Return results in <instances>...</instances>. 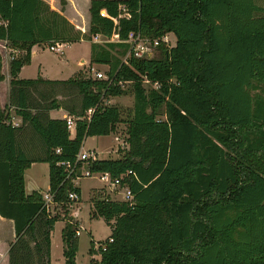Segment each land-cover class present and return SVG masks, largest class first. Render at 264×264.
Returning <instances> with one entry per match:
<instances>
[{
	"label": "trees",
	"instance_id": "1",
	"mask_svg": "<svg viewBox=\"0 0 264 264\" xmlns=\"http://www.w3.org/2000/svg\"><path fill=\"white\" fill-rule=\"evenodd\" d=\"M120 4L129 17L118 16ZM89 13L85 33L46 0H0V19L7 20L0 39L25 51L9 61L7 101L0 104V215L14 228L8 264H50L59 218L42 192L26 193L25 169L48 163V192L67 212L68 193L79 199L80 188L58 162L74 159L87 136L106 134L121 120L128 147L87 167L113 178L127 173L122 181L134 202L91 198L93 215L113 222L97 241L100 257L85 264H264V0H90ZM114 31L119 40L92 39ZM129 31L152 38L173 32L175 42L135 57ZM81 38L90 40V62L109 65L108 79L18 77L34 44ZM119 80L133 91L125 116L118 105H99L124 92ZM39 84L54 93L43 102L31 98ZM71 91L78 95L73 103L57 97ZM59 107L75 117L73 132L65 117L50 115ZM66 220L62 264H77L78 225Z\"/></svg>",
	"mask_w": 264,
	"mask_h": 264
},
{
	"label": "rangeland",
	"instance_id": "2",
	"mask_svg": "<svg viewBox=\"0 0 264 264\" xmlns=\"http://www.w3.org/2000/svg\"><path fill=\"white\" fill-rule=\"evenodd\" d=\"M260 3L263 4V2ZM76 27L79 28L78 26ZM88 27L89 26L85 27V33H88ZM169 39L171 43L175 42V34L173 32H169ZM32 49L35 52L33 54L31 52L30 61L22 65L19 70L20 78H35L44 74L49 79H65L79 75H91L92 71L90 70V65L104 72H107L109 68V65L105 63L90 62L89 39L68 41L65 43L62 53L49 49L47 43L35 44ZM125 56L126 55H120L122 59H124ZM4 71L8 72L6 67ZM130 83L131 82H124L122 84V87L124 88L123 93L110 95L105 99V101H108V104L118 105L122 109L124 116L127 110L133 105L134 98ZM61 88L62 86L58 85L55 87V90H60ZM64 91L66 92L65 89ZM42 94L44 96H42ZM53 94V91L49 90V85L47 84H39L38 89H31V98L33 100H39L40 102L50 98ZM57 97L61 99L63 103L70 104L77 100L78 95L71 91V94H67L66 96L59 94ZM55 109L57 110V112L53 110L55 113L61 114L62 112H65L68 114L67 110L63 107ZM13 111L12 108L11 112ZM12 121L19 123L20 119L18 116H14ZM126 125V121L121 120L115 125L113 130L111 129L106 134L87 136L83 141V148L95 149L99 158H117L121 156L125 148L128 147L126 141ZM82 164L83 167H87L85 161H83ZM30 168L34 176L38 179V184L42 185L44 188L48 163L44 161L33 162ZM72 179L74 184H77L80 188V198L74 201L71 205L68 204L69 208L67 212H65V207L61 204L52 202L49 206L51 213H57L59 215L51 232L50 264H62L64 261L62 228L67 223L66 219L68 218L75 221L79 229V233L76 235L78 242V248L75 254L76 263L85 264L91 257L99 258L100 254L98 252L97 241H102L110 235L113 220L107 222L102 216L93 215L91 198L109 197L111 199H117V197H121L122 194L121 192H118L120 187L109 186L99 177L98 173L81 175L79 178ZM6 220V218L0 219V249L4 247V244L6 243L5 241L10 234L14 233L13 229L10 231ZM72 227L74 228L76 226L74 225ZM91 239L96 243L94 250L89 251Z\"/></svg>",
	"mask_w": 264,
	"mask_h": 264
},
{
	"label": "built area",
	"instance_id": "3",
	"mask_svg": "<svg viewBox=\"0 0 264 264\" xmlns=\"http://www.w3.org/2000/svg\"><path fill=\"white\" fill-rule=\"evenodd\" d=\"M119 7L122 9V11L119 13L118 16H126L129 17V13L125 11L124 5H119ZM102 14H105L104 10H101ZM115 22H117V17L113 18ZM0 26L6 27L7 26V20L0 19ZM92 39L94 41H114L119 40V35L117 32H113L111 36H102L100 34H94L92 36ZM125 41L128 43V53H131L135 57H151L154 55L155 50L158 48V45L160 43H165L168 47L172 46L174 43H171L169 39V32H166L165 34L159 36V37H149L146 35H142L140 32H133L129 31L127 38ZM67 42L63 41H54L52 43L47 44L49 49L62 53L63 46ZM0 51L4 55L7 61L12 60L13 58L18 57L19 55H22L25 51L22 48L15 47L10 44V42L7 39H0ZM91 77L95 78H103L108 79V75L106 72L96 69L94 66L90 65ZM143 82L148 83L151 87L157 88L159 87L158 81H151L149 78H147L145 75L143 76ZM111 82V80H110ZM124 82H130L128 80H119L118 84L122 86ZM102 100L99 102V105H109L108 101H105L107 98H101ZM93 107H89L84 116L89 118V115L93 111ZM67 127L72 131L74 128V121L75 117L70 114H64ZM13 118V117H12ZM13 124H18L15 121H12ZM56 151H59V148H56ZM97 151L95 149H80L79 152L76 154L75 158L72 160H62L59 161L58 164L62 165L64 168L66 177L72 178H79L81 175H91L93 173H98L99 177L104 180L109 186H117L120 187L119 193L121 192V197H117L118 200H125L129 203L134 202V196L132 191L130 190V187L128 185V182L122 181L123 177L127 175V173L120 174L117 177H111L109 172L107 171H90L88 167H83V161L86 163L97 158ZM73 181V179H72ZM74 183V182H73ZM44 193V194H43ZM42 197L45 201V204L47 205V208L50 206V203L53 202L52 200V194L50 192H43ZM68 196L71 200L69 205H71L74 201L78 200V194L75 191H70L68 193ZM68 205V206H69ZM76 233H79V229H76Z\"/></svg>",
	"mask_w": 264,
	"mask_h": 264
},
{
	"label": "crops",
	"instance_id": "4",
	"mask_svg": "<svg viewBox=\"0 0 264 264\" xmlns=\"http://www.w3.org/2000/svg\"><path fill=\"white\" fill-rule=\"evenodd\" d=\"M46 1L50 4V6L52 8H54L56 10H62V13L74 25L78 26L82 31L85 32V27L89 26L90 0H63L64 1L63 3H61V0H46ZM83 20H84V23H83ZM80 23H82V24H80ZM81 39H83V38H81ZM64 46H65V44H64ZM31 52L33 54L35 51L31 48ZM1 56H2V73L4 74V79L0 80V104L2 106L3 103L7 99V92H8V88H9L10 76H9V68H8L9 67V61L6 60V58L4 57V55L2 53H1ZM5 67H6V70H8V72L4 71ZM17 75L19 77V72ZM40 76L43 78H48L44 74H41ZM53 110L55 112H57V110L55 108L51 109L49 111L50 115L53 117H63V115L66 114L65 112L58 114V113H55ZM10 112H11V110H10ZM80 149H85V148H83V144H82ZM35 162H38V161H35ZM32 163L24 171V182H25L26 193H30L33 190H39L40 192L47 191L49 188V167L47 170L45 187L43 188L42 185L38 184V179L34 176V174L31 171L30 167H31ZM1 218L4 219V217H2L0 215V219ZM6 219H7L6 221L8 222L7 226L9 227L10 231H12V229H13V232H14L13 221L11 219H8V218H6ZM13 237H14V233L10 234V236L5 241L6 243L4 244V247L0 249V264H8V248H9V243L13 239Z\"/></svg>",
	"mask_w": 264,
	"mask_h": 264
}]
</instances>
